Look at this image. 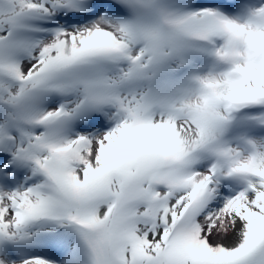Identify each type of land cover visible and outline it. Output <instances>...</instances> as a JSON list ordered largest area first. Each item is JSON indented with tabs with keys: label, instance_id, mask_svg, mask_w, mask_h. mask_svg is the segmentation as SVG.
<instances>
[{
	"label": "snow or ice",
	"instance_id": "1",
	"mask_svg": "<svg viewBox=\"0 0 264 264\" xmlns=\"http://www.w3.org/2000/svg\"><path fill=\"white\" fill-rule=\"evenodd\" d=\"M0 264H264V0H0Z\"/></svg>",
	"mask_w": 264,
	"mask_h": 264
}]
</instances>
